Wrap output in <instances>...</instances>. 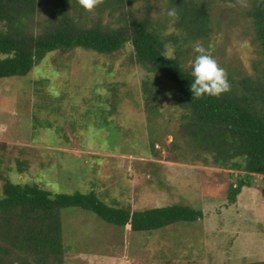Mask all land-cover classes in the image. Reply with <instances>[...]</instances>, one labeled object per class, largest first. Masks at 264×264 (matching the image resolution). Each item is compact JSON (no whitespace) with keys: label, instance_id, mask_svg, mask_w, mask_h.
Here are the masks:
<instances>
[{"label":"rangeland","instance_id":"1","mask_svg":"<svg viewBox=\"0 0 264 264\" xmlns=\"http://www.w3.org/2000/svg\"><path fill=\"white\" fill-rule=\"evenodd\" d=\"M149 2L156 20L165 22L170 0ZM206 2L213 33L199 43L227 75H251L258 51L253 21L246 17L251 0ZM147 4L134 1L130 10ZM111 13L103 14L104 24L119 26V16ZM195 44L187 54L188 66L197 55ZM133 54L132 45L113 55L55 52L29 76L1 82L3 175L54 194L94 191L108 205L133 211L182 205L203 212L195 223L136 233L92 212L66 209L67 264L264 262V176H253L231 203L230 186L245 173L218 168L210 157L205 163L206 155L187 142L184 111L172 98L159 102L158 113L150 115L143 92L147 72L135 65ZM168 56H176L171 46ZM103 107L110 111V125L102 124L98 110Z\"/></svg>","mask_w":264,"mask_h":264},{"label":"trees","instance_id":"2","mask_svg":"<svg viewBox=\"0 0 264 264\" xmlns=\"http://www.w3.org/2000/svg\"><path fill=\"white\" fill-rule=\"evenodd\" d=\"M134 1L138 0H99L93 11H86L79 0H0V84L29 76L55 52L79 49L113 55L132 45L135 65L147 72L143 92L150 115L158 113L159 102L172 98L184 111L182 128L187 142L206 155L205 163L210 157L218 168L245 173L230 186V202L236 203L253 176H264V2L251 0L246 13L253 21L258 49L252 74L239 79L227 75L229 92L194 98L187 54L194 43L211 39L213 19L208 2L170 0L169 10L179 12L173 23L169 16L158 22L149 0L142 9L130 10ZM108 11L119 16V26L104 24L102 16ZM170 26L175 32H167ZM168 46L175 49V57L168 56ZM106 101L117 108L110 99ZM98 111L102 124L110 125V111L106 107ZM2 162L0 264H67L66 209L92 212L107 223L130 226L136 233H153L204 217L202 211L188 206L133 211L108 205L94 191L54 194L37 184H15L3 175ZM20 171L24 172L22 165Z\"/></svg>","mask_w":264,"mask_h":264},{"label":"clouds","instance_id":"3","mask_svg":"<svg viewBox=\"0 0 264 264\" xmlns=\"http://www.w3.org/2000/svg\"><path fill=\"white\" fill-rule=\"evenodd\" d=\"M79 3L86 11H93L99 0H79ZM167 15L172 18L173 23L179 19V12L175 8L170 9ZM194 51L197 55L192 65L191 75L194 79L190 85L194 98H202L204 95L218 97L229 92L231 84L226 70L199 42L195 44Z\"/></svg>","mask_w":264,"mask_h":264}]
</instances>
